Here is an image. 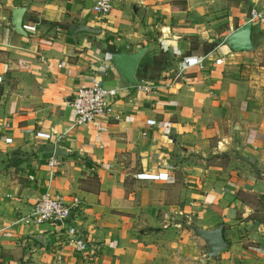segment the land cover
Returning a JSON list of instances; mask_svg holds the SVG:
<instances>
[{"label": "crops", "instance_id": "obj_1", "mask_svg": "<svg viewBox=\"0 0 264 264\" xmlns=\"http://www.w3.org/2000/svg\"><path fill=\"white\" fill-rule=\"evenodd\" d=\"M262 3L113 0L100 17L93 0H1L0 264H264V67L223 42ZM17 7L34 33L8 23ZM251 24L253 42L264 20ZM70 25L95 33L73 38ZM144 47L129 85L110 54ZM155 56L166 63L138 76ZM187 58L202 68L177 76ZM92 82L117 93L118 120L99 136L74 127L70 107ZM46 193L81 202L67 222L94 251L66 247L63 228L24 225ZM220 224L228 247L208 259L191 228Z\"/></svg>", "mask_w": 264, "mask_h": 264}, {"label": "built area", "instance_id": "obj_2", "mask_svg": "<svg viewBox=\"0 0 264 264\" xmlns=\"http://www.w3.org/2000/svg\"><path fill=\"white\" fill-rule=\"evenodd\" d=\"M112 8L113 0H93L92 11L100 17L107 16ZM262 20H264V3L250 10L247 22L255 23ZM22 28L29 33L35 32V26H22ZM215 64H223L221 57L215 60ZM193 66L202 68V60L196 58L184 59L177 69V76ZM140 88L146 91L149 89L144 85ZM116 94L115 89L106 88L101 82H92L90 86L79 88L70 103L74 113V127L91 125L97 136L106 133L109 121L118 120V116L113 109V100ZM37 136L43 137L44 135L38 133ZM48 166H58L57 159L51 157L48 161ZM81 205L78 200L67 203L58 194L51 195L46 193L33 204L31 213L22 220L24 225L41 226L50 224L60 229L63 228L66 232L64 239L66 247L80 255L87 252L91 253L96 249L95 245L90 243L88 239H84L79 230L74 226H70L67 222L71 214L80 210Z\"/></svg>", "mask_w": 264, "mask_h": 264}, {"label": "water", "instance_id": "obj_3", "mask_svg": "<svg viewBox=\"0 0 264 264\" xmlns=\"http://www.w3.org/2000/svg\"><path fill=\"white\" fill-rule=\"evenodd\" d=\"M25 8L17 7L11 10L10 19L8 23L12 26L13 30L22 36H26V32L22 28L23 16L25 14ZM68 30L73 38L76 33L84 31L89 33H95L94 30L86 26H74L70 25ZM252 41V24L246 22L243 26L238 27L232 31L225 39L224 44L233 52H251L253 49ZM146 47L142 48L134 54H127L124 52H117L110 54V61L115 71L123 77L129 85H136V71L141 61L143 54L146 51ZM62 152L59 146L55 148L54 158L61 157ZM194 235L201 240L207 249L206 258L216 260L219 253L228 247V243L223 236V226L218 225L212 230H203L196 227H192ZM37 241L42 242L41 238L37 237Z\"/></svg>", "mask_w": 264, "mask_h": 264}, {"label": "rangeland", "instance_id": "obj_4", "mask_svg": "<svg viewBox=\"0 0 264 264\" xmlns=\"http://www.w3.org/2000/svg\"><path fill=\"white\" fill-rule=\"evenodd\" d=\"M256 32L255 40L253 41V49L252 52H250L254 58L252 59V62L260 67H264V31L256 29Z\"/></svg>", "mask_w": 264, "mask_h": 264}, {"label": "trees", "instance_id": "obj_5", "mask_svg": "<svg viewBox=\"0 0 264 264\" xmlns=\"http://www.w3.org/2000/svg\"><path fill=\"white\" fill-rule=\"evenodd\" d=\"M158 62L166 63V61L164 59L162 60L161 57H156V56L153 58L146 57V59H144V61L140 64V67L138 69V76L145 74L147 70H149L154 64Z\"/></svg>", "mask_w": 264, "mask_h": 264}]
</instances>
